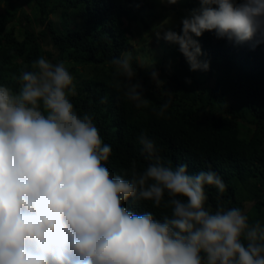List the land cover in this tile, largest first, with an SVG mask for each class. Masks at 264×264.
<instances>
[{"label":"clouds","instance_id":"9594fccd","mask_svg":"<svg viewBox=\"0 0 264 264\" xmlns=\"http://www.w3.org/2000/svg\"><path fill=\"white\" fill-rule=\"evenodd\" d=\"M198 4L181 18V34L155 32L179 46L192 71L208 70L194 36L215 31L237 43L264 40V0ZM110 63L114 76L129 82L125 96L137 108L147 106L143 84L132 82L131 53ZM150 77L165 84L155 70ZM18 85L17 91L0 85V264H264V224L250 222L239 207L206 208V186L226 190L217 173L166 165L142 134L146 167L133 160L113 174L106 167L112 148L92 116L76 111L77 88L63 61L39 57ZM167 95L158 116L171 104ZM130 199L168 213L158 219L130 211Z\"/></svg>","mask_w":264,"mask_h":264},{"label":"trees","instance_id":"16d2710c","mask_svg":"<svg viewBox=\"0 0 264 264\" xmlns=\"http://www.w3.org/2000/svg\"><path fill=\"white\" fill-rule=\"evenodd\" d=\"M34 1L31 18L13 0H0V85L17 91L20 74L41 56L91 68L71 100L78 114L92 116L104 143L111 146L106 167L113 174H122L133 160L138 168L146 167L138 137L147 134L166 165L187 164L190 174L211 170L222 178L224 193L206 186L208 210L239 207L250 222L264 224V40L237 43L217 37L215 31L194 36L202 51L198 60L208 63V70L196 71L177 44L163 40L167 63L162 73L169 82L161 86L151 80L152 70L132 56V82L143 84L148 100L147 106L137 108L124 94L129 82L114 76L110 61L134 50L133 27L146 22L144 12L159 8L160 0ZM183 7L197 8L198 0H186ZM58 11L65 20L78 19L73 20L75 29L55 27L51 16ZM170 28L181 34L180 23ZM207 82L211 84L205 87ZM167 91L172 92L171 104L161 117L157 112L168 99ZM247 203L253 204L252 214ZM126 207L152 212L158 219L168 213L145 201L130 199Z\"/></svg>","mask_w":264,"mask_h":264},{"label":"rangeland","instance_id":"374dc122","mask_svg":"<svg viewBox=\"0 0 264 264\" xmlns=\"http://www.w3.org/2000/svg\"><path fill=\"white\" fill-rule=\"evenodd\" d=\"M13 1L17 4L18 8H22L26 14L33 18L32 16L35 13L34 0ZM60 1L61 0H50L52 4H58L60 3ZM185 1L186 0H178L175 5H169L167 3V0H160V7L155 10L145 11L143 15L146 19V22L136 24L132 30L133 32L131 35V42L134 45V50L130 51L131 58L132 56H136L139 62L144 66V68H146L147 70H155L160 74V80L164 81L165 83H168L169 80H167V77L162 73L164 64L167 63L165 61L166 52L162 45V41L164 39H157L155 36V32L163 31L170 28L172 24L180 23L181 18L184 17V12H190L183 7ZM2 8H4V5ZM51 18L55 22V27L60 31H63L67 26L75 29L73 20L76 19V21H78L77 18H74L72 20H65L62 17V13L60 11H58L57 14L54 13ZM33 27L36 31L41 30L40 26H36L35 24L33 25ZM54 57L56 58V56ZM57 62H59V60H57ZM174 63L175 61L171 62V64L169 63L170 66L169 64L166 65L170 69L174 67ZM65 66L73 75L76 86L83 79H86L91 75V68H88L87 66H78L74 68L66 64ZM209 84H211V82L205 83L204 86L207 87ZM242 128L246 129V126L243 124ZM247 210L249 214H252L254 212L253 204L247 203Z\"/></svg>","mask_w":264,"mask_h":264}]
</instances>
